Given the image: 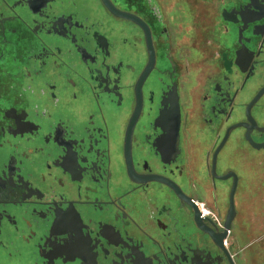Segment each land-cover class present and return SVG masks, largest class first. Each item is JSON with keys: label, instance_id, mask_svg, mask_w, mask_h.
<instances>
[{"label": "flooded vegetation", "instance_id": "1", "mask_svg": "<svg viewBox=\"0 0 264 264\" xmlns=\"http://www.w3.org/2000/svg\"><path fill=\"white\" fill-rule=\"evenodd\" d=\"M0 264H264V0H0Z\"/></svg>", "mask_w": 264, "mask_h": 264}]
</instances>
